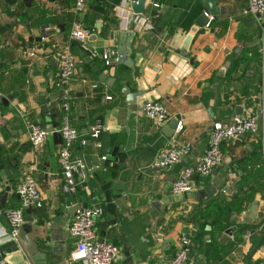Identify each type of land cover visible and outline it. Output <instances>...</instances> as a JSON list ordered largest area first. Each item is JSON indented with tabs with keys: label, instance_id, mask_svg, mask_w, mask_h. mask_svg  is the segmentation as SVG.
<instances>
[{
	"label": "crops",
	"instance_id": "1",
	"mask_svg": "<svg viewBox=\"0 0 264 264\" xmlns=\"http://www.w3.org/2000/svg\"><path fill=\"white\" fill-rule=\"evenodd\" d=\"M155 1L146 0L145 12L135 15L124 0H85L80 13L73 0H0V193L11 186L5 207H0V235L10 230L3 211L19 204L16 188L30 170L41 206L28 207L24 216L32 218L33 242L48 245L46 264H67L75 249L68 230L75 204L102 208L95 235L118 247L113 264H169L182 234L191 239L189 264H264V231L254 230L233 246L251 203L245 202L240 215L233 211L227 221L220 209L239 184L247 187L255 181L260 161L253 148L260 141L264 146L258 137L262 134L222 143L223 163L209 177L195 178L192 190L182 195L171 192L180 170L206 150L213 121L229 120L236 106L243 113L260 107L264 28L254 15L244 13L248 0H218L221 11L204 27L195 24L204 12L201 0H160L158 8ZM141 18L150 27L139 24ZM76 20L91 30L85 43L69 36ZM122 31H134L128 42L131 63L106 67L90 50L118 51ZM188 35L187 56H182L176 50ZM66 48L77 59L67 110L58 82V54ZM41 98L48 101V117ZM149 101L160 102L167 111L160 127L144 112ZM65 114L78 131L71 152L82 163L75 171L77 189L70 193L61 188L58 163V129ZM173 119L177 129L166 136ZM29 122L52 128L39 150L30 144ZM96 123L102 130L94 138L91 127ZM182 143L191 145V153L180 163L170 169L153 165L160 150ZM239 162L248 163L244 177L237 170ZM205 186L215 187L211 196H201ZM254 199L259 216L253 222L258 224L264 198L257 194ZM207 210L217 220L202 230L199 213ZM229 228L233 233L223 243ZM0 246L6 264H33L19 239L2 240Z\"/></svg>",
	"mask_w": 264,
	"mask_h": 264
},
{
	"label": "built area",
	"instance_id": "2",
	"mask_svg": "<svg viewBox=\"0 0 264 264\" xmlns=\"http://www.w3.org/2000/svg\"><path fill=\"white\" fill-rule=\"evenodd\" d=\"M74 9L80 13L85 8V0H73ZM159 7V0L153 4ZM245 14L254 15L258 24L264 28V0H248ZM213 19L209 16V22ZM139 24L150 27L145 19H138ZM91 35V30L85 27L81 21L76 20L71 26L69 36L71 39L85 43ZM42 39H46L45 36ZM94 57H98L104 66H112L118 59V52L115 48L106 47L101 51H91ZM76 56L70 48H66L58 54V82L60 85L61 105L65 110L68 109L69 89L68 85L75 74ZM261 104L257 110L250 109L248 112L233 114L227 121L215 120L209 129L208 145L204 153L192 164L184 166L177 178L171 184L173 194L182 195L189 192L194 187L195 178H207L214 170L223 163V154L221 144L224 142L234 141L244 135L256 131V120L262 118L264 127V90L259 93ZM107 96V99H110ZM144 112L153 123L160 127L167 120L168 115L165 107L158 101H149L145 103ZM102 130L99 123L91 127V136L97 138ZM62 143L58 151V163L61 167L63 178L62 190L64 192H74L77 188L75 171L82 168L79 159L74 158L71 147L78 136V131L71 125L69 116L63 115L58 129ZM48 132L37 122L28 123V138L34 149H41L47 139ZM191 153V145L182 143L176 147L160 150L153 161V165L162 169H170ZM103 158H105L103 156ZM85 177V172H80ZM264 181V177H263ZM16 192L19 195V204L3 211L7 218L10 230L0 235V242L6 239H19L18 231L23 225L24 211L30 206H41V197L37 187V182L30 170L22 174ZM100 206L81 205L77 207L75 213L69 221L68 230L72 237L75 238V249L72 252L67 264H113L118 254V247L107 241H99L95 235V223L97 218L102 214ZM245 210L241 214H245ZM264 231V216L253 230L246 231L242 236L247 239L253 231ZM191 249V239L188 235L182 234L178 238L177 247L173 252L169 264H189V252ZM0 264H6L0 262Z\"/></svg>",
	"mask_w": 264,
	"mask_h": 264
},
{
	"label": "water",
	"instance_id": "3",
	"mask_svg": "<svg viewBox=\"0 0 264 264\" xmlns=\"http://www.w3.org/2000/svg\"><path fill=\"white\" fill-rule=\"evenodd\" d=\"M128 1L130 10L133 14L135 15H140L145 12L146 9V0H124ZM217 2L218 0H201V4L204 8V12L201 13L198 18L195 21V24L198 27H204L209 21V16H212L213 18L218 16L219 8L217 7ZM134 31H122L119 33L120 35V40H119V45H118V59H117V64H126L130 65L131 59L129 57L130 51L128 48V42L130 38L133 36ZM264 34V30H263ZM191 36L188 35L182 46L176 50V52L182 56H187V48L188 44L190 42ZM263 43H264V36H263ZM113 81V79L111 78ZM110 80V82H111ZM107 85H110V83H107ZM263 87H264V72H263ZM134 96H131L129 102L132 103L134 100ZM47 99L41 98V105H42V112L47 115L49 110L47 108ZM236 114H241L243 113V110L240 106L235 107ZM49 120V119H48ZM178 122L176 119L171 120L168 123V127L170 128V133H164L166 136H172L173 132L177 129ZM52 128L47 129V132H50ZM263 131V122L262 118L258 117L256 120V131L255 133L258 135H261ZM214 186H218L219 182L218 180L213 181ZM214 186H205L204 189L200 192L201 196H204L205 194L207 196H211L212 192L214 190ZM11 195V186L5 185L3 186L2 192L0 193V207H5V202L6 200L10 197ZM19 196V195H18ZM73 211L75 213L77 209V205L75 204L73 206ZM258 209V202L256 199H254L251 202V205L249 206V213L243 218L241 221L242 224H251L258 216L259 213L257 212ZM24 223L21 226V228L18 231V238L21 241L23 247L25 248L27 254L29 255L30 259L32 260L33 264H46V254L48 253V245L46 243L38 245L33 242V236H32V228H31V222L32 218L25 217L24 218ZM233 233L232 229H226L224 232V235L222 236L221 242L224 243V240L227 239L229 235ZM55 257L54 255H50L49 259L53 260ZM3 261V256H2V247L0 246V262ZM247 264V263H246Z\"/></svg>",
	"mask_w": 264,
	"mask_h": 264
},
{
	"label": "trees",
	"instance_id": "4",
	"mask_svg": "<svg viewBox=\"0 0 264 264\" xmlns=\"http://www.w3.org/2000/svg\"><path fill=\"white\" fill-rule=\"evenodd\" d=\"M160 2L161 1L159 0V3ZM200 3H201V1H200ZM87 28H89V27H87ZM254 91L256 92V89ZM258 137H259V140H261V138L263 137V144H264V130H263L262 136H258ZM71 150H72V148H71ZM253 154L256 156V159L258 161H260L258 163V169L256 171L257 177H256L255 181L248 183L247 187H246V185L241 186L239 184L236 187L237 191L233 194V198L230 201L224 202L221 204L220 209H221V212H223L222 218L226 219V221H227V219H229V217L233 211L239 213L241 208L244 206V203L252 201L257 194H260L261 198H264V181H263V177H264V146L262 147L261 141L258 145H256L253 148ZM72 155L74 157V154H72ZM247 166H248V163H244V162L237 163V167H238L237 170L243 172L242 177H244V171H246V172L249 171V169L246 170ZM77 186H78V183H77ZM217 202H218V199L213 200V203H217ZM195 219H196V217H194V220ZM262 219L263 218H260L258 223L261 222ZM218 221H220V219ZM256 225L257 224L254 222H252L251 224H246V223L242 224L241 223L238 227V235L234 237L233 246L237 245L241 241L243 233H245L248 230H253L256 227Z\"/></svg>",
	"mask_w": 264,
	"mask_h": 264
},
{
	"label": "rangeland",
	"instance_id": "5",
	"mask_svg": "<svg viewBox=\"0 0 264 264\" xmlns=\"http://www.w3.org/2000/svg\"><path fill=\"white\" fill-rule=\"evenodd\" d=\"M236 215H240V214H238L237 212ZM216 220H217V215L215 213L208 212V210L205 212L200 211L199 213V222L201 223L202 230H204V226L206 224H207L206 226H209L208 224L212 225L213 223H216Z\"/></svg>",
	"mask_w": 264,
	"mask_h": 264
}]
</instances>
